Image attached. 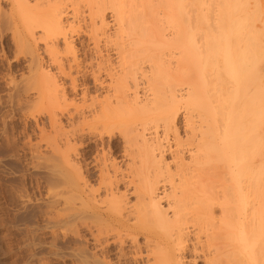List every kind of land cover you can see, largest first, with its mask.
<instances>
[{"label":"bare ground","instance_id":"6f19581e","mask_svg":"<svg viewBox=\"0 0 264 264\" xmlns=\"http://www.w3.org/2000/svg\"><path fill=\"white\" fill-rule=\"evenodd\" d=\"M8 1L0 31L10 29L30 70L16 92L34 90L55 134L30 260L47 264L46 248L74 264H264V0ZM82 5L100 63L112 49L121 69L106 65L104 84L100 64L95 93L84 85L65 125L60 77L77 92L70 33ZM40 42L56 72L41 64ZM88 136L95 180L76 147Z\"/></svg>","mask_w":264,"mask_h":264},{"label":"rangeland","instance_id":"374dc122","mask_svg":"<svg viewBox=\"0 0 264 264\" xmlns=\"http://www.w3.org/2000/svg\"><path fill=\"white\" fill-rule=\"evenodd\" d=\"M1 1V7L4 10L5 8L8 10L10 8L9 1ZM80 7L79 8L82 12H79V17L82 19L79 18L80 20H76L77 24L75 22L74 25L77 26H74L75 28L73 27L70 33L72 38L71 40L74 41L73 50L76 55L78 54L77 56L80 58V61H82L80 72L77 73L74 70L72 72L73 76H71L76 78L77 92L72 89L70 78L66 76L64 78L60 77V82L64 85L63 87L66 90L65 92L67 93L68 101L61 103L56 109V113L59 117L61 116L60 118L64 121L63 124L65 125L67 124L65 123V119L68 111H74V106L76 104H80L81 97L79 95L81 94L84 85H89L92 89L91 91H93L92 94L95 93L93 72L96 73V70L98 72L100 67L99 65L102 64L100 63L102 62L100 54L96 52V49H94V39L91 35L88 36L91 34L90 24H88L89 21H87L89 20V16H87L89 15V8L83 5ZM71 9L72 6L71 8L69 7L70 11L68 10V13L72 11ZM108 15V20L111 24H113L111 13H108ZM83 18L87 22L84 21ZM83 25L86 26L84 27ZM86 27H89L90 29L88 28L89 30H87ZM4 30L3 33L0 31V264H37V262H33L34 260H30L31 253L34 251V248L31 245L33 235L30 232V226L34 225L37 227V224L42 223L40 210L43 206L42 204H44V201L47 199L49 190V173L46 168V163H49L50 159L48 158L49 155L46 153L51 152L52 143L50 140L53 135L55 136V134L51 133V128L48 122L50 111L48 110L49 113H47V110H43L37 102L33 101L35 97L33 94L35 93L34 90L25 94L23 92L20 94L16 92V86L21 87V84L23 83L22 81H24V79H28L29 77L30 70L28 55L25 49L18 47V44H16L17 42L13 40L14 38L10 29H6L5 32ZM60 43L61 46H63L62 42ZM39 46L38 53L40 55L41 64L44 67L49 68L51 71L53 70L52 72H56L54 71L56 70V66L52 62L51 57L48 53H45L44 43L40 42ZM102 55L104 56L105 61L110 58V60H107L106 64H102L104 65L103 67L101 65L102 69L100 73V81L102 80L104 84H108L111 79L109 73L112 71L108 73L106 70L107 66L111 67V69H114L116 72L119 71L121 69V63L119 62L120 58H118V54H116L112 49L103 50ZM70 56L71 54H67V57L65 55L63 58V63L65 64L67 71L69 70L68 65L70 63V58L72 57ZM145 68L144 70H147L146 66ZM63 80H65V82ZM140 81L142 85L143 80ZM26 82L23 84H26ZM141 85L140 87L143 89L144 84L142 86ZM22 87H24V85ZM142 89L140 88L141 91ZM14 93H17V96H15ZM96 94H98L100 98L101 96L104 97L106 95L104 92ZM29 104H31V106ZM39 109L42 110L40 111ZM180 119H178V126L182 128V119ZM43 124L45 125L48 133L46 135L48 136L45 135L41 137L39 129L43 128ZM115 137L118 140V142H116L118 143V146L114 147V149H117L115 154L117 153L119 159L121 160L122 143H119L120 137L118 130L115 131ZM77 144L78 145H76V147L78 148V152H81L79 154L80 156L78 155V158L83 161L82 163L84 169H87L86 171H88L87 173L91 176L92 180H95L96 173L93 168L92 161L97 155V149L95 146L96 140L95 138H92V136H88L84 144ZM33 165L35 166L33 167ZM38 234L43 240L51 239L50 230H47V233L39 231ZM43 252V256L47 257L45 258L47 264H74L69 259L63 260L57 256L55 257L51 255L49 250L46 248ZM198 263L204 264V261L201 260L198 261Z\"/></svg>","mask_w":264,"mask_h":264}]
</instances>
